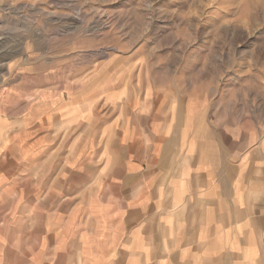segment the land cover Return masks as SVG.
<instances>
[{"label":"rangeland","instance_id":"1","mask_svg":"<svg viewBox=\"0 0 264 264\" xmlns=\"http://www.w3.org/2000/svg\"><path fill=\"white\" fill-rule=\"evenodd\" d=\"M0 122L8 196L99 143L141 174L162 151L264 156V0H0Z\"/></svg>","mask_w":264,"mask_h":264},{"label":"crops","instance_id":"2","mask_svg":"<svg viewBox=\"0 0 264 264\" xmlns=\"http://www.w3.org/2000/svg\"><path fill=\"white\" fill-rule=\"evenodd\" d=\"M6 126L0 122L2 147ZM106 153L97 144L94 161L83 155L77 173L68 161L66 178L40 180L36 165V180H22L30 189L9 196L11 183L0 176V264H264L259 148L234 163L226 155L216 172L213 156L204 168L193 151L149 154L142 174L130 152ZM7 207L15 218L9 234Z\"/></svg>","mask_w":264,"mask_h":264}]
</instances>
